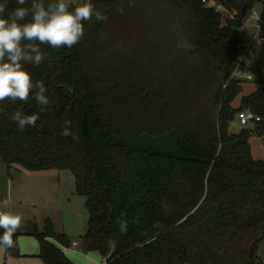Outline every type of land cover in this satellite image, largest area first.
<instances>
[{
  "label": "trees",
  "instance_id": "16d2710c",
  "mask_svg": "<svg viewBox=\"0 0 264 264\" xmlns=\"http://www.w3.org/2000/svg\"><path fill=\"white\" fill-rule=\"evenodd\" d=\"M216 1L232 17L201 0H88L107 22L84 21L71 49L39 44L46 59L24 65L50 106L0 101L4 170H68L84 197L85 249L107 264H264V160L249 143L264 137V81L240 95L246 82L229 79L242 21L264 0ZM0 3L7 18L32 0ZM241 110L260 120L231 133ZM16 111L38 114L36 126L19 131ZM65 120L78 140L62 135ZM22 231L42 264H74L48 218L19 229L5 259L19 256Z\"/></svg>",
  "mask_w": 264,
  "mask_h": 264
},
{
  "label": "clouds",
  "instance_id": "9594fccd",
  "mask_svg": "<svg viewBox=\"0 0 264 264\" xmlns=\"http://www.w3.org/2000/svg\"><path fill=\"white\" fill-rule=\"evenodd\" d=\"M27 0H17L19 5H25ZM6 5L0 3V101L10 100L27 103L30 95L41 106H50L51 101L46 95L47 89L43 82H33L31 73L25 64L39 66L46 54L39 44H46L54 49L67 47L71 49L84 36V21L95 18L97 22H107L108 17L96 10L91 2H85L70 10L66 0H55L45 6L42 0H32L30 8L17 7L7 17H4ZM31 16L28 22L27 17ZM26 42V43H25ZM38 42V43H37ZM11 119L16 122L19 131L27 127H35L38 114L25 115L16 111ZM71 120L64 121L62 135L79 137L70 130ZM10 200L3 201L5 207ZM121 233L127 232L126 220H118ZM23 218L11 211H0V248L4 250L15 247L13 239L22 227Z\"/></svg>",
  "mask_w": 264,
  "mask_h": 264
},
{
  "label": "rangeland",
  "instance_id": "374dc122",
  "mask_svg": "<svg viewBox=\"0 0 264 264\" xmlns=\"http://www.w3.org/2000/svg\"><path fill=\"white\" fill-rule=\"evenodd\" d=\"M73 1V0H70ZM78 1V0H77ZM88 2L84 0L83 3ZM79 6L82 0L69 2ZM255 12L264 18V4L256 2L250 12ZM252 20L245 22L240 28L244 37L251 34ZM264 31V30H262ZM256 85L253 82L242 84V94L253 91ZM240 95L234 100L238 102ZM243 127L233 119L228 125V131L237 133ZM250 149L253 158L264 160V137L252 135L249 137ZM3 164L0 162V210L11 211L23 218V224L27 228L35 226L42 229L44 220L48 218L53 229L58 233L65 234L70 240L68 256L75 264H100L102 257L95 251L87 250L81 252L80 244L73 242L81 240L85 231L87 212L84 208V197L74 192L73 175L68 170H57L55 168L42 171L16 170L10 176L5 174ZM10 200L7 207L4 200ZM22 228V227H21ZM20 228V229H21ZM19 248L24 252L20 254V264L39 263L37 255H32L33 249H37V241L33 236L21 235ZM72 249V250H71ZM260 262L264 263V240L258 248ZM0 264H10L3 259V249L0 248Z\"/></svg>",
  "mask_w": 264,
  "mask_h": 264
},
{
  "label": "built area",
  "instance_id": "2783aa9c",
  "mask_svg": "<svg viewBox=\"0 0 264 264\" xmlns=\"http://www.w3.org/2000/svg\"><path fill=\"white\" fill-rule=\"evenodd\" d=\"M201 1L212 6L216 12L232 17L229 11L219 1ZM248 19L253 21L251 24L252 32L247 37L241 34L240 41L236 43L235 60L229 76V79L240 83L264 81V31H262L264 30V18L255 12L249 11L243 19L242 25ZM234 118L243 127H253L260 120L259 116L249 110L237 112ZM100 264H107L105 258H102Z\"/></svg>",
  "mask_w": 264,
  "mask_h": 264
},
{
  "label": "crops",
  "instance_id": "0c3cea01",
  "mask_svg": "<svg viewBox=\"0 0 264 264\" xmlns=\"http://www.w3.org/2000/svg\"><path fill=\"white\" fill-rule=\"evenodd\" d=\"M79 1V0H78ZM78 1L77 0H73V1H70V0H66V2H77L78 3ZM86 1H88V0H86ZM84 2V0H82V3ZM4 170V169H3ZM17 171V172H19V170H21V168L20 167H18V166H14L13 168H11L10 170H9V172H6L5 170H4V172H5V174H7L8 176H10L11 174V172L12 171ZM23 170V169H22ZM24 227H26V225H22V228H24ZM21 235H27V234H25L23 231H22V233L18 236V238H17V243H18V248H19V242H20V236ZM28 236H30V235H28ZM37 241V240H36ZM73 244H75V245H79L80 244V241L79 240H76L75 242H73ZM20 249V248H19ZM68 250H70V246L69 247H67V248H63V251H64V253L66 254V256L69 258V260H71V258L68 256L69 254H68ZM72 250V249H71ZM20 251H21V255L22 254H24V252L20 249ZM30 251H32L31 253H32V255L34 254V255H37V252H38V243H37V249H33V250H30ZM81 251V250H80ZM87 251V250H86ZM82 252V251H81ZM3 259H4V261H6V262H8V263H10V264H20L19 262V259L17 258V257H8V258H4V256H3ZM71 262H73L72 260H71ZM74 263V262H73ZM34 264H42V262L40 261L39 263H34ZM75 264V263H74Z\"/></svg>",
  "mask_w": 264,
  "mask_h": 264
},
{
  "label": "water",
  "instance_id": "95a60500",
  "mask_svg": "<svg viewBox=\"0 0 264 264\" xmlns=\"http://www.w3.org/2000/svg\"><path fill=\"white\" fill-rule=\"evenodd\" d=\"M80 246H81V251L85 252L86 249H85V244H84V240L83 239L80 240Z\"/></svg>",
  "mask_w": 264,
  "mask_h": 264
}]
</instances>
